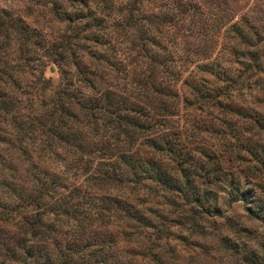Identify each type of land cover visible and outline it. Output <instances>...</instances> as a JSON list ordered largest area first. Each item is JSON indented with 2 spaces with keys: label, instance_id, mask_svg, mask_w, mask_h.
<instances>
[{
  "label": "trees",
  "instance_id": "1",
  "mask_svg": "<svg viewBox=\"0 0 264 264\" xmlns=\"http://www.w3.org/2000/svg\"><path fill=\"white\" fill-rule=\"evenodd\" d=\"M144 1H51L49 12L69 28L48 43L0 8V264H163V210L206 212L210 185L229 187V198L241 193L231 176L223 182L232 175L223 153L244 162L235 136L244 126L232 123V115L244 122V112L228 98L232 81L222 88L197 75L216 78L212 61L194 63L181 79L188 64L174 55L186 46L167 50L156 24L173 26L186 4L175 0L178 12L152 21ZM125 34L126 45L116 44ZM166 34L174 40L177 28ZM48 64L58 72L54 89ZM202 108L218 111L200 131L218 136L222 150L200 140ZM121 240L136 250L117 249Z\"/></svg>",
  "mask_w": 264,
  "mask_h": 264
},
{
  "label": "rangeland",
  "instance_id": "2",
  "mask_svg": "<svg viewBox=\"0 0 264 264\" xmlns=\"http://www.w3.org/2000/svg\"><path fill=\"white\" fill-rule=\"evenodd\" d=\"M51 1L54 0H0V8L23 17L31 26L41 29L48 43L69 28L51 15L48 9ZM172 2L176 3L175 0H146L142 3V12L149 15L150 20L159 21L167 10L176 11ZM180 2L186 5L179 8L187 11L175 18L177 21L173 26L164 21L158 22V38L167 50H171L169 46L174 44L183 48L186 46L185 50L174 55L175 59L188 64L181 79L186 77L194 63L212 61L221 69L216 78L201 72L197 75L222 88L227 81H232L228 86V98L232 106L244 112V122L232 115V123L238 129L244 126L241 132L235 134L238 142L244 143V162L228 159L229 154L223 153V159L228 160L223 164L228 168L226 173L232 172V175L224 176L223 182L230 183L228 179L231 176L233 180L230 184L242 188L236 199L228 197L229 187L210 185L206 187H210L215 200L213 207L206 212L199 208L193 210V206L188 208L187 205L183 206L179 217H175L171 209L169 212L162 211L165 217L163 223L169 220L168 235L160 244V249L165 251L163 264H264V0ZM232 23L236 28L228 26ZM172 27L177 28L178 34H175L174 40H167L166 30ZM235 29L241 31L244 37L240 38ZM126 35L119 37L120 40L115 39V43L126 45ZM43 73L51 77L50 89H54L58 81L56 67L48 64ZM35 75L36 70L24 73L23 80L33 79ZM224 78L226 80H222ZM181 89L186 93L184 86ZM209 110L202 108L196 118L199 131L206 127V119L218 114V111L210 114ZM216 124L221 128L218 121ZM3 128L6 129L5 122L0 118V129ZM198 135L201 142L222 150V140L215 134L200 131ZM227 139V143L236 142L232 138ZM4 152L5 147L0 143V154L4 156ZM47 155L48 152H45L42 159ZM236 164L243 167L242 173ZM125 247H135L136 250L134 242H118L117 249Z\"/></svg>",
  "mask_w": 264,
  "mask_h": 264
}]
</instances>
